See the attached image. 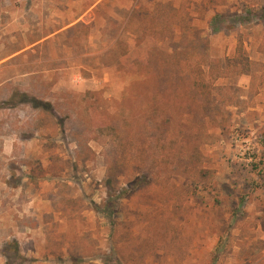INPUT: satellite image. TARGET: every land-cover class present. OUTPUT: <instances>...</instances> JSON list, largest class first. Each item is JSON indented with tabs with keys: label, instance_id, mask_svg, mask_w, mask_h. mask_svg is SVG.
Masks as SVG:
<instances>
[{
	"label": "rangeland",
	"instance_id": "rangeland-1",
	"mask_svg": "<svg viewBox=\"0 0 264 264\" xmlns=\"http://www.w3.org/2000/svg\"><path fill=\"white\" fill-rule=\"evenodd\" d=\"M121 1L1 73L0 264H264V0Z\"/></svg>",
	"mask_w": 264,
	"mask_h": 264
},
{
	"label": "crops",
	"instance_id": "crops-1",
	"mask_svg": "<svg viewBox=\"0 0 264 264\" xmlns=\"http://www.w3.org/2000/svg\"><path fill=\"white\" fill-rule=\"evenodd\" d=\"M134 7L135 4L132 9ZM119 8H126L121 0H0V79L1 73L6 69L20 70L28 67L27 72L17 74V78L28 79L39 74L85 68L83 64L71 66L70 52H75L74 47L78 50L79 45L71 46L70 42H65L64 39L70 38L71 34L78 38V31H85L81 37L87 39L84 49L86 57L91 55L86 49L97 46L98 40L114 37L115 44L117 38L126 32L127 27L126 25L122 29L118 28L110 35L114 22L112 18ZM128 20L126 19L125 23ZM115 22L118 24V21ZM114 44H111L112 47ZM103 51L99 44L98 53ZM43 54H46L49 60H39V55ZM28 55L36 58L25 61ZM19 60H22V63ZM64 60L67 64L59 65L58 62ZM49 61L55 62V65H48ZM7 82H0V97L1 87ZM17 212L22 214V211ZM2 214L0 209V230L6 228L1 219ZM16 227L21 229L17 224L10 225L11 229ZM28 227L22 229L27 230Z\"/></svg>",
	"mask_w": 264,
	"mask_h": 264
},
{
	"label": "trees",
	"instance_id": "trees-1",
	"mask_svg": "<svg viewBox=\"0 0 264 264\" xmlns=\"http://www.w3.org/2000/svg\"><path fill=\"white\" fill-rule=\"evenodd\" d=\"M121 38H122V36H120V37L117 38V42H116V44L118 43V41H119ZM113 39H114V38H113ZM173 57L176 58L177 56H174V55H173ZM164 64H165V63H164ZM174 73H177V71H174ZM137 183H138V182H137Z\"/></svg>",
	"mask_w": 264,
	"mask_h": 264
}]
</instances>
